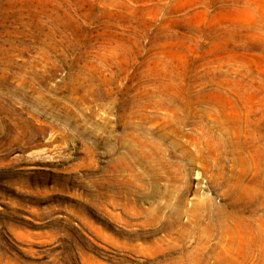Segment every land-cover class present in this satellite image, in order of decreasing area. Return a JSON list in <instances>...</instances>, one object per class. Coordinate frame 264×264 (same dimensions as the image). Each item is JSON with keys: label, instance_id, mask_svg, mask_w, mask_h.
Here are the masks:
<instances>
[{"label": "rangeland", "instance_id": "rangeland-1", "mask_svg": "<svg viewBox=\"0 0 264 264\" xmlns=\"http://www.w3.org/2000/svg\"><path fill=\"white\" fill-rule=\"evenodd\" d=\"M0 264H264V0H0Z\"/></svg>", "mask_w": 264, "mask_h": 264}]
</instances>
